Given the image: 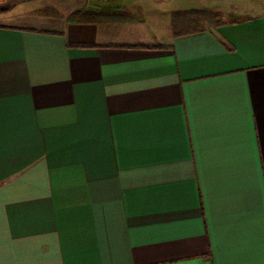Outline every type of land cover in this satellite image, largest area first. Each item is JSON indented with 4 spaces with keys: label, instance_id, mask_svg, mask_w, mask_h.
Instances as JSON below:
<instances>
[{
    "label": "crops",
    "instance_id": "1",
    "mask_svg": "<svg viewBox=\"0 0 264 264\" xmlns=\"http://www.w3.org/2000/svg\"><path fill=\"white\" fill-rule=\"evenodd\" d=\"M27 2L0 0V264H264V0Z\"/></svg>",
    "mask_w": 264,
    "mask_h": 264
},
{
    "label": "rangeland",
    "instance_id": "2",
    "mask_svg": "<svg viewBox=\"0 0 264 264\" xmlns=\"http://www.w3.org/2000/svg\"><path fill=\"white\" fill-rule=\"evenodd\" d=\"M27 3L28 6H39L41 8V12H47L50 14L57 13L58 11L63 13L64 10L74 9V0H28ZM208 20L211 22L213 21V18L209 16Z\"/></svg>",
    "mask_w": 264,
    "mask_h": 264
},
{
    "label": "trees",
    "instance_id": "3",
    "mask_svg": "<svg viewBox=\"0 0 264 264\" xmlns=\"http://www.w3.org/2000/svg\"><path fill=\"white\" fill-rule=\"evenodd\" d=\"M206 15L201 11H185V12H175L172 15L173 23H179L183 25H191L193 29L201 28V23L206 20Z\"/></svg>",
    "mask_w": 264,
    "mask_h": 264
}]
</instances>
